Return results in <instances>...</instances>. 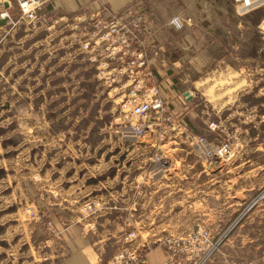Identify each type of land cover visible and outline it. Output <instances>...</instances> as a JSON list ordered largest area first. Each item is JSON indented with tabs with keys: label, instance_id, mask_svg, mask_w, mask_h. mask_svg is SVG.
<instances>
[{
	"label": "rangeland",
	"instance_id": "obj_1",
	"mask_svg": "<svg viewBox=\"0 0 264 264\" xmlns=\"http://www.w3.org/2000/svg\"><path fill=\"white\" fill-rule=\"evenodd\" d=\"M236 4L193 9L201 57L169 67L167 85L164 66L129 75L92 60L107 53L93 32L106 4L86 18L42 6L28 19L13 6L0 24V264H66L72 228L103 253L160 245L213 253L206 264H264V16L251 13L264 2L244 14ZM124 11L163 44L144 7ZM146 71L172 118L145 117L156 129L139 142L121 129L137 121L123 103L132 89L142 98Z\"/></svg>",
	"mask_w": 264,
	"mask_h": 264
},
{
	"label": "built area",
	"instance_id": "obj_2",
	"mask_svg": "<svg viewBox=\"0 0 264 264\" xmlns=\"http://www.w3.org/2000/svg\"><path fill=\"white\" fill-rule=\"evenodd\" d=\"M21 16L34 19L38 15V10L49 0H15ZM236 11L239 14L250 12L251 10L259 7L264 1L262 0H235ZM0 8L2 3L0 2ZM107 17H102L97 20V31L101 32L96 40H100L107 50V53L103 55H94L92 60L97 61V65L100 67H109L110 70H120L122 72H129L132 74L133 69L136 71H142V67H148L152 64L155 55L160 53L162 45L153 42L148 38L147 29L145 25L139 21V17L130 16L125 12L124 14L117 12H108ZM0 17H6L8 22L10 21L9 12L3 8L0 10ZM108 18V19H105ZM169 24L175 28H181L184 24V19L179 16H174L170 19ZM149 52H152L149 54ZM121 66V67H119ZM149 75V71H146L143 76L137 79L136 85L140 89H144L142 98L137 101L136 93L132 89L130 99H127L123 103V106H129L128 113L130 117H136L137 121L134 123L129 122L124 127L123 132L125 138L133 141H143L147 137V133L156 129L153 128V122L145 121L144 118L152 116L162 118L169 124L172 116L168 112L166 104H164L163 98L159 94V89L156 85L144 84L143 79ZM129 79L131 77H128ZM154 129V130H153ZM154 134V133H153ZM123 238L126 241H130L135 238L134 232L126 233ZM181 239L175 238L174 251L180 244ZM209 245V244H208ZM171 247V245H170ZM146 250L144 246H140L136 249L123 248L117 253H113L106 264H148L145 257ZM213 253H170L169 252V264H206Z\"/></svg>",
	"mask_w": 264,
	"mask_h": 264
},
{
	"label": "crops",
	"instance_id": "obj_3",
	"mask_svg": "<svg viewBox=\"0 0 264 264\" xmlns=\"http://www.w3.org/2000/svg\"><path fill=\"white\" fill-rule=\"evenodd\" d=\"M215 1L218 5L222 4V2L228 3V0H50L46 1L43 6H45V11H48V9L50 10V6H60L63 13L70 14L76 12L78 14V17L86 18L99 13L100 5L103 3L106 4L111 9V11L121 14H124L126 12L124 11V8H126L130 4L138 3V5L144 7V9L147 10V14L145 13L146 17H149L150 14L154 21V25L158 27L157 33L159 38L164 41L162 46L167 51V53H165V57L158 58L161 62H157L153 59L152 64H154V66L166 67L157 69L156 71L161 77H163V84L167 85V82L170 83L171 81V79L169 78V73L167 72L169 70V67L185 65L187 64V62H191L193 65H197V61L201 57V54L198 50L193 51L194 48L191 47L196 40L192 28V24L194 23H191L193 19L197 17L193 15V9H202L201 13L203 14V17H208L209 12L203 8V5L206 3L213 4V2ZM0 2L2 3V8H0V10L5 8L9 12V14L12 13L13 6H16L15 0H0ZM5 2L8 3L7 6L4 5ZM223 12L225 13L226 11H214V13L217 14V16H219L220 18L224 17ZM227 14L228 17L230 15L235 17V15H233L229 11H227ZM174 16H179L183 19H186L187 22L183 24L182 28H175L173 25L168 23L169 19ZM145 29H147L146 25ZM216 31H218L216 33L217 35H222L223 33L229 32L227 31L226 27L225 29L221 27L220 29H216ZM207 34L212 36V28H209ZM165 95L170 98V102L174 103L175 93L169 90L165 92ZM72 230L76 231L78 233L77 235L80 236L75 241L77 245L72 241L69 242L73 245V251L71 253H65L66 264L107 263L113 253H103V247L101 248V250L95 248V241H86V239L84 238L85 233L83 231H79L78 228H76V230L75 228H72ZM103 236L105 235H102V240L105 239ZM142 241L144 240L141 238L140 241H138L139 243H137L136 245H132L135 247H139L141 244H143ZM136 242L137 241H135V243ZM145 250V257L148 264H169L168 260L170 255L163 246H149Z\"/></svg>",
	"mask_w": 264,
	"mask_h": 264
},
{
	"label": "water",
	"instance_id": "obj_4",
	"mask_svg": "<svg viewBox=\"0 0 264 264\" xmlns=\"http://www.w3.org/2000/svg\"><path fill=\"white\" fill-rule=\"evenodd\" d=\"M7 4H8L7 2L4 3L5 6H7ZM251 13L257 14V17L261 19L264 16V6L254 10ZM6 22H8V19L6 17H0V24L6 23ZM188 93H189L188 91H184V94H188Z\"/></svg>",
	"mask_w": 264,
	"mask_h": 264
}]
</instances>
